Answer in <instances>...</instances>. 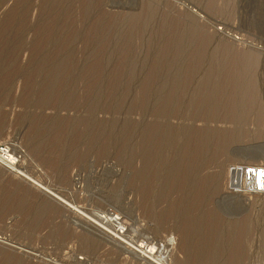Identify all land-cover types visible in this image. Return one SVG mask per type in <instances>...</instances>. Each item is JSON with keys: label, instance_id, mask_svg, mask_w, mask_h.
Listing matches in <instances>:
<instances>
[{"label": "rangeland", "instance_id": "obj_1", "mask_svg": "<svg viewBox=\"0 0 264 264\" xmlns=\"http://www.w3.org/2000/svg\"><path fill=\"white\" fill-rule=\"evenodd\" d=\"M2 146L126 230L0 162V264H264V0H0Z\"/></svg>", "mask_w": 264, "mask_h": 264}, {"label": "bare ground", "instance_id": "obj_2", "mask_svg": "<svg viewBox=\"0 0 264 264\" xmlns=\"http://www.w3.org/2000/svg\"><path fill=\"white\" fill-rule=\"evenodd\" d=\"M162 1V0H161ZM152 3H153V1H152ZM151 3V4H152ZM185 3V2H184ZM141 4V3H140ZM154 4V3H153ZM181 4V3H180ZM258 5V4H257ZM164 8V7H163ZM152 10V9H151ZM165 10V9H164ZM150 11V10H149ZM148 11V12H149ZM190 14V13H189ZM196 29V28H195ZM189 30V29H188ZM197 36V35H196ZM0 153H2L3 155H6L7 156V158H10V161L8 162V161H5L4 159H3V157H1L2 155L0 154V162L1 163H4L6 166H8V167H4V168H2L3 170H5V171H10V172H12L11 170H10V168H11V166L13 167V164H14V160H13V158L11 157V156H8V154H7V151H5V150H2ZM231 154V153H230ZM234 161V160H233ZM244 162V161H243ZM0 163V164H1ZM15 167V166H14ZM253 167H250V168H243V170L241 169V170H239V169H236V170H234V173L237 175V176H239L240 174L242 175V177H243V181L244 182H247L248 184H249V186H251L252 188H254V185H255V181H258V176H262L263 174H262V172H261V170H259V169H255V168H258L257 166L254 168V169H252ZM15 169V168H14ZM249 169V170H248ZM13 170V169H12ZM248 170V171H247ZM17 170L15 169V173L14 172H12L13 174H15V178L16 177H18L19 179H22V181H24V183L26 182V184H28L27 186H29L30 188H33L34 190H36V191H39L40 193H42L43 195H45L47 198H49L50 199V201L52 200L53 202H55V203H57L60 207H62L63 209H65V210H67V211H69L71 214H73V215H75V216H77V217H79V218H81V220L83 219L84 221H86V223H88V226L90 225L91 227H92V230H96L97 232H99V233H101V235L103 234V235H105L106 237H108V238H110V239H112V240H117V239H119L120 238V236H123L124 235V232H125V227L122 225L123 223H121V222H119V220H120V218L117 216V215H115V216H113L111 219H105L104 217V219H100V220H98L99 221V223H95V222H92L91 220H89V219H87L88 217H86V215L84 216L81 212H79L78 210H77V206H73V205H71V204H69L68 202L66 203V201H64V200H61L57 195H55V193H52L50 190H47V188H44V187H42V185H40V183H38V182H36V181H34V180H31V179H29V178H27V176H25L24 174H21L19 171L18 172H16ZM229 172V171H228ZM8 173V172H7ZM231 173V172H230ZM10 174V173H9ZM220 175V174H219ZM230 175V174H229ZM218 176V175H217ZM218 180V179H217ZM246 184V183H245ZM216 185V184H215ZM236 185V184H235ZM244 185V184H243ZM49 188V187H48ZM249 189V188H248ZM244 190V189H243ZM213 191V190H212ZM223 195V194H222ZM95 219V218H94ZM79 220V219H78ZM121 221V220H120ZM123 221V220H122ZM83 222V221H82ZM106 223V225L107 224H112V226H114V228L113 229H111L112 230V232L111 231H108L107 229H105L104 227H103V224H105ZM125 223V222H124ZM114 224V225H113ZM229 224V223H228ZM249 224V223H248ZM105 225V226H106ZM109 226V225H108ZM111 226V227H112ZM227 226V225H226ZM249 226V225H248ZM223 227V226H222ZM248 228V227H247ZM107 238V239H108ZM172 240H170L169 241V243L171 242ZM166 242H168V241H166ZM174 242V241H173ZM175 244V243H174ZM170 245L172 246V242L170 243ZM174 246V245H173ZM139 249H140V255L142 256V257H145V258H147L148 260L147 261H151V263L152 264H165V260L163 261V260H160V256H159V259L157 258H155L154 257V255H153V249H148V248H143V247H138ZM164 248V247H163ZM174 248V247H173ZM165 251H166V249H164ZM164 250H162V251H164ZM171 250H172V248H171ZM169 251H170V249H169ZM167 252V251H166ZM163 254H165V252L163 253ZM162 254V255H163ZM160 255V254H159ZM161 255V256H162ZM166 255V254H165ZM165 255H163V256H165ZM162 256V257H163ZM164 258H166V256L165 257H163V259ZM154 259H156V261L154 260ZM162 259V258H161ZM167 259V258H166ZM168 262V261H167ZM150 264V263H149ZM167 264V263H166Z\"/></svg>", "mask_w": 264, "mask_h": 264}, {"label": "built area", "instance_id": "obj_3", "mask_svg": "<svg viewBox=\"0 0 264 264\" xmlns=\"http://www.w3.org/2000/svg\"><path fill=\"white\" fill-rule=\"evenodd\" d=\"M2 150H5V151H7L8 153V156H10L11 154H10V151L8 150V148H6L5 146H2V147H0V152L2 151ZM2 156L1 157H3V159L5 160V161H10V158H7V156L6 155H3L2 153H0ZM12 156V155H11ZM13 157V156H12ZM14 158V157H13ZM15 159V158H14ZM16 160V159H15ZM17 161V160H16ZM15 164H16V162L14 161V164H13V166H15ZM244 182V181H243Z\"/></svg>", "mask_w": 264, "mask_h": 264}]
</instances>
